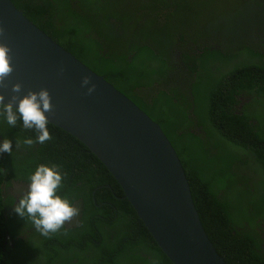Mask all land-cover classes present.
<instances>
[{"label":"trees","instance_id":"obj_1","mask_svg":"<svg viewBox=\"0 0 264 264\" xmlns=\"http://www.w3.org/2000/svg\"><path fill=\"white\" fill-rule=\"evenodd\" d=\"M10 1L158 124L222 260L264 264V0ZM48 130L29 147L0 116V264H172L97 157ZM41 164L79 210L47 237L14 211Z\"/></svg>","mask_w":264,"mask_h":264},{"label":"water","instance_id":"obj_2","mask_svg":"<svg viewBox=\"0 0 264 264\" xmlns=\"http://www.w3.org/2000/svg\"><path fill=\"white\" fill-rule=\"evenodd\" d=\"M0 43L11 49L14 71L0 88L5 103L47 89L49 123L78 139L120 186L156 245L172 264H226L208 240L181 163L158 126L123 93L63 49L10 0H0ZM64 72L61 75V68ZM84 76L97 85L92 95ZM21 83L19 94L12 85ZM14 107H18V102Z\"/></svg>","mask_w":264,"mask_h":264},{"label":"clouds","instance_id":"obj_3","mask_svg":"<svg viewBox=\"0 0 264 264\" xmlns=\"http://www.w3.org/2000/svg\"><path fill=\"white\" fill-rule=\"evenodd\" d=\"M5 37V29L0 26V38ZM12 49L5 43H0V88H7L5 81L14 71L12 63ZM64 68H61L62 75ZM87 87L86 95H92L97 85L91 82V77L84 76L81 80V87ZM22 84L15 83L11 91L19 94L22 91ZM5 95L0 94V116L6 118L8 125L15 127L17 120L22 119L24 129H35L38 133L36 140L26 138L23 144L29 147L34 143L43 144L52 139L48 130L49 119L45 113L52 112L51 95L47 89L42 88L38 92L29 90L23 98L18 95H11L5 103ZM18 102V107H14ZM62 130V129H61ZM21 146L17 139L16 148ZM12 142L5 138L0 143V153H12ZM28 191L19 199L14 211L20 216L30 219L37 231L47 237L62 229L65 223L70 222L78 215V208L72 206L67 198L58 195L62 187L63 176L58 167L39 165L30 176Z\"/></svg>","mask_w":264,"mask_h":264}]
</instances>
